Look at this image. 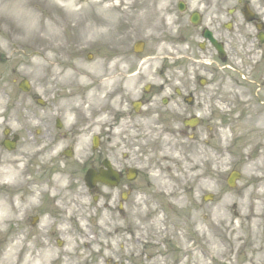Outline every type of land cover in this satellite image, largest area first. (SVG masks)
Listing matches in <instances>:
<instances>
[{"label":"rangeland","instance_id":"obj_1","mask_svg":"<svg viewBox=\"0 0 264 264\" xmlns=\"http://www.w3.org/2000/svg\"><path fill=\"white\" fill-rule=\"evenodd\" d=\"M108 1L111 4L102 6H122L107 13L99 9V0H0V206L6 208L0 216V260L8 259V264H109V260L264 264V162L260 166L264 106H250L242 118L235 114L231 123L228 120L217 130L216 137L226 149L222 157L198 151L177 155L173 146H188V140L177 143L164 136L157 159L177 156L178 162L148 163L137 156V149L135 156L126 157L128 151L118 139L113 144L122 149H106L110 143L106 146L105 139L100 158L111 155L109 159L119 167L136 168L142 176L122 212L117 209L121 191L103 189L98 202L88 195L83 167L97 164L89 128L94 123V133L109 123L108 118L92 117L105 107L102 91L116 94L122 82L116 77L104 87L96 83V76L106 73L108 66L113 74H150L159 71L163 61L171 65V57L179 59L180 71L191 70L194 64L186 59L187 45L179 33L163 24L170 0ZM138 41L146 43L144 53L137 56L145 57L144 63L133 59L132 48ZM89 54L94 55L92 60ZM230 64L236 71L225 73L228 96L236 89L230 79L242 72L251 80L252 74L248 66L236 65V59ZM255 73V82L262 86L255 97L262 100L264 64ZM23 80L30 83L29 94L18 89ZM139 81H126L130 96H135L132 91L139 88ZM70 88L78 89V96L70 99ZM93 95L95 101L99 96L100 105L90 99ZM36 98L46 105L39 106ZM80 112L86 120H80ZM57 120L62 129L56 128ZM5 129L20 136L13 152L1 146ZM206 129L199 132L202 139ZM69 147L73 156L68 160L62 153ZM175 163L185 183H175L164 170L168 166L171 173ZM236 168L243 173L236 191L223 188L220 180L211 181L214 173L221 176ZM160 174L172 186L168 185L174 191L170 197L169 188L160 186ZM201 182L205 186L197 189ZM69 184L73 186L68 192ZM209 194L214 195L213 202L204 203ZM224 199L230 207L217 213Z\"/></svg>","mask_w":264,"mask_h":264},{"label":"flooded vegetation","instance_id":"obj_2","mask_svg":"<svg viewBox=\"0 0 264 264\" xmlns=\"http://www.w3.org/2000/svg\"><path fill=\"white\" fill-rule=\"evenodd\" d=\"M168 9L171 10L168 18L188 34L192 46H197L198 51L203 49L200 56L205 59L212 58L220 64L207 36L222 44L229 53L238 54L239 50L245 52L252 48L264 50V0H173ZM201 73L210 81L202 80L195 73H156L149 88L140 92L139 111H134L132 102L126 103L125 118L131 127H139L143 140L158 135L159 129L175 136L173 128L183 126L195 115L201 117L213 105L218 106V96L210 89L213 68L203 67ZM204 123L205 118H200V125ZM124 177L121 186L129 189L130 184Z\"/></svg>","mask_w":264,"mask_h":264},{"label":"bare ground","instance_id":"obj_3","mask_svg":"<svg viewBox=\"0 0 264 264\" xmlns=\"http://www.w3.org/2000/svg\"><path fill=\"white\" fill-rule=\"evenodd\" d=\"M16 8L18 7V9L20 11H23V8L17 3L15 2V5H14ZM23 7H24V3H23ZM100 9H102L103 11H107L108 12H111L113 9H114V6H108V7H99ZM99 17H102L101 14L98 15ZM63 80H66V78H63ZM94 95L93 96H90V99L92 101H95L94 99ZM159 182L160 184L165 187V188H169V186L167 185V183L164 182V179L162 177H159ZM202 186H205V183L204 182H201L199 184H197L196 188L199 189L201 188ZM174 194V191H172V188H169L167 190V196L170 197ZM228 207H230V202L227 200V199H224L222 201V203L219 204V207H218V210H217V213H220L219 211L220 210H225L227 209ZM1 212H6V208L4 206H0V216H1ZM196 221V219H194V222ZM0 264H8V259H5L3 258L2 260H0Z\"/></svg>","mask_w":264,"mask_h":264},{"label":"water","instance_id":"obj_4","mask_svg":"<svg viewBox=\"0 0 264 264\" xmlns=\"http://www.w3.org/2000/svg\"><path fill=\"white\" fill-rule=\"evenodd\" d=\"M22 88H23V90L24 91H28V88L27 87H24V86H21ZM41 104H42V102H40ZM18 140V138L16 137L15 138V140L13 141V142H4L3 143V145L8 149V150H13L14 148H15V143H16V141ZM106 176L105 175H103L102 176V179H104ZM91 178H92V176H91ZM235 178H237V177H232V179L234 180ZM93 180V178L90 180V181H92Z\"/></svg>","mask_w":264,"mask_h":264}]
</instances>
